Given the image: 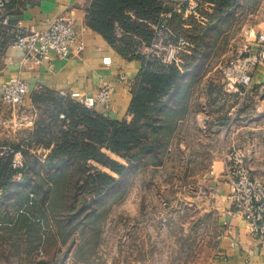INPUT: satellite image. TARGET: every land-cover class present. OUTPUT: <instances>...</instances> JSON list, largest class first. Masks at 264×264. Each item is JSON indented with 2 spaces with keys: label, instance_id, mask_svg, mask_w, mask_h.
<instances>
[{
  "label": "rangeland",
  "instance_id": "rangeland-1",
  "mask_svg": "<svg viewBox=\"0 0 264 264\" xmlns=\"http://www.w3.org/2000/svg\"><path fill=\"white\" fill-rule=\"evenodd\" d=\"M214 12L211 2V14ZM187 22L191 26L184 27L181 19L172 25L192 46L179 55V63H173L185 66L174 93L182 97L176 113L168 117L169 142L162 163L134 160L129 164L103 148L127 169L120 175L90 160L119 182L99 195L89 196L85 191L86 204L91 197L96 201L81 216L76 215L74 207L51 205L49 198L42 203L44 213L39 207L30 209L35 199L32 192L31 199L27 198L31 185L39 177L46 182L52 170L42 164L30 166L31 179L23 180L25 156L19 148L28 151L29 160L46 158L50 148L33 139L35 127L43 122L56 131L67 119L60 108L67 105L70 96L42 89L31 96L30 103H25V98L22 104L14 105L0 94V157L3 161L12 155L11 165L16 170L9 189L4 175L0 176V264H201L206 260L218 237L215 220L221 211L214 196L218 187H211V167L213 163L220 167L215 162L217 155L222 154L225 161L230 149L243 147L238 128L246 119L240 118L238 111L259 104L257 98L243 97L246 91L235 78L250 56V42L264 34V0H234L207 26L190 15ZM15 38L14 27L0 14V58ZM150 60L151 68L162 67L157 58ZM260 64L247 63L252 76ZM174 94L167 93L164 99L169 101ZM207 103L218 116L211 119V129L205 135L196 115ZM261 165L264 163L256 166L263 175ZM261 176L255 178L264 181ZM68 200L72 206V195ZM211 204H215L212 210ZM91 207L94 214L89 212Z\"/></svg>",
  "mask_w": 264,
  "mask_h": 264
},
{
  "label": "trees",
  "instance_id": "trees-1",
  "mask_svg": "<svg viewBox=\"0 0 264 264\" xmlns=\"http://www.w3.org/2000/svg\"><path fill=\"white\" fill-rule=\"evenodd\" d=\"M210 1L215 5V12L209 15V22L217 13H224L234 0ZM170 10H173L171 5L162 0H92L87 11L90 27L100 32L110 43L117 45L120 52L132 53L146 63L132 90L129 109L132 120L114 119L69 97L67 105L60 108L65 111L67 119L56 131L45 127L43 122H38L33 139L36 137V142L50 148V152L43 161L37 156L29 160L28 151L19 147L25 156L23 180L31 179L30 166L36 164H42L48 171L52 170V173L48 174L46 182L39 177L31 185L27 198L31 199L32 192L35 199H32L34 203L30 209L39 207L38 210L44 213L42 203H46L49 198L53 202L49 203L55 207H74L77 216L84 214L87 207L93 206L96 201L95 197H91L90 203L86 204V195H99L110 185L119 182V179L89 163L90 160L107 166L120 175L127 169L126 165L111 159L103 148L125 158L129 164L134 160H144L150 164L162 163V155L169 142L166 134L168 117L176 113L182 97H176L175 92L180 86L182 67L185 66L162 64L160 69H153L150 67L151 60H146L143 54L134 52L142 42L150 44L154 37L153 25H157L161 15ZM178 19H181L178 14L173 13L171 26ZM118 28L121 29L119 36L115 33ZM207 28L202 27L204 30ZM174 30L180 33L177 29ZM138 37L141 41L135 40ZM47 91L58 95L56 91ZM167 93H175L169 101L164 99ZM62 98L60 97V102ZM35 101H38L37 97ZM11 161L12 155L6 156L3 161L0 157V176L4 175L7 189L10 188L12 175L16 172ZM44 183L48 187L45 188ZM87 190L89 192L85 195ZM71 195L74 202L72 206L68 200ZM89 212L94 214V208L91 207Z\"/></svg>",
  "mask_w": 264,
  "mask_h": 264
},
{
  "label": "crops",
  "instance_id": "crops-1",
  "mask_svg": "<svg viewBox=\"0 0 264 264\" xmlns=\"http://www.w3.org/2000/svg\"><path fill=\"white\" fill-rule=\"evenodd\" d=\"M162 1L171 5L173 10L175 9L176 0ZM203 1L206 3L201 11L204 19L193 17L207 26L211 14V1ZM91 3L92 0H12L10 7L0 14L7 18L10 26L14 27L16 36L21 29L26 27L35 26L37 29H44L47 27L48 17L67 15L75 22L78 36L84 41L85 47L80 56L67 60L60 59L56 53L52 52V59L49 61L41 60L33 52L14 46V39L4 48L0 58L1 95L3 82L13 77L25 80L29 84V93L25 103H30L31 96L33 97V94L42 89H50L67 95L73 92H79L82 95H96L103 83L109 82L114 88L112 106L109 109L103 107L95 109L118 120L132 118L129 111L133 97L132 90L139 72L146 63L143 59L133 56L132 53L120 52L117 45L110 43L100 32L90 27L87 11ZM174 13L181 18L184 27L191 26L187 22V16L175 10ZM120 31L117 29L115 33L119 36ZM135 40L141 41L139 37ZM142 43L134 53L142 54ZM263 45L264 41L257 35L250 42L249 54L259 53ZM106 57H110V63L105 62ZM51 63L53 66L49 67ZM122 74L127 76V81L121 79ZM253 85L254 88L259 89L253 90V88L243 97L257 98L259 104H252L253 107L246 105L238 111L240 118L246 119L245 122H241L238 130L242 135L239 144L247 151V160L255 177L262 175L260 167L256 166L257 163H264V63L258 65L253 73ZM248 102L250 100L246 101ZM216 114L218 116V113L211 112V107L207 103L203 111L196 115L199 128L205 132V135H208L211 129V119ZM215 162L220 165L217 168L213 163L218 178L222 179L220 177L224 162L222 154L216 156ZM262 168L264 170V166ZM214 196L218 199L217 204L221 210L215 220L218 237L214 238L211 252L201 264H264V240L252 232L246 219L235 210L230 184L221 180ZM214 205L211 204V210L215 208Z\"/></svg>",
  "mask_w": 264,
  "mask_h": 264
},
{
  "label": "built area",
  "instance_id": "built-area-1",
  "mask_svg": "<svg viewBox=\"0 0 264 264\" xmlns=\"http://www.w3.org/2000/svg\"><path fill=\"white\" fill-rule=\"evenodd\" d=\"M12 0H0V13L7 10ZM203 0H176L175 11L184 16H195L204 19L201 11ZM174 10L166 11L161 19L154 26V37L150 44L142 43V54L146 60L157 58L165 65L179 63V55L187 52L192 46L188 40L176 32L170 23ZM7 20V18H6ZM121 30L120 28H118ZM264 40V34L261 36ZM14 46L21 47L33 52L41 60L51 61V53L63 60L80 56L85 44L78 36V29L72 18L67 15H57L47 18V27L37 29L35 26L26 27L20 30L14 42ZM110 63V57L105 58ZM264 63V45L257 54L250 55L244 59L235 81L248 93L253 85V76L247 68V63ZM52 63L49 67H52ZM1 69V61H0ZM123 81H127L125 74L120 75ZM4 99L14 105L22 104L29 92V84L18 77H13L2 84ZM113 85L104 82L96 95H82L79 92L70 93V97L79 100L86 107L95 109L103 107L109 109L112 106ZM224 167L221 178H218L217 171L212 165L210 175L214 178L216 189L220 181L228 182L232 189L233 205L236 211L249 223L252 232L264 240V181L255 178L252 168L247 160V151L244 147H235L228 151L224 159ZM218 178V180L216 179Z\"/></svg>",
  "mask_w": 264,
  "mask_h": 264
}]
</instances>
